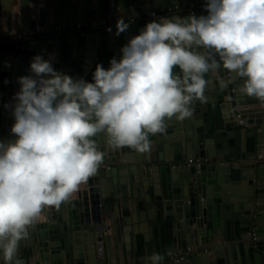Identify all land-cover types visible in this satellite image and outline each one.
Here are the masks:
<instances>
[{
  "label": "water",
  "instance_id": "obj_1",
  "mask_svg": "<svg viewBox=\"0 0 264 264\" xmlns=\"http://www.w3.org/2000/svg\"><path fill=\"white\" fill-rule=\"evenodd\" d=\"M205 3L0 0V36L25 35L17 41L25 42L24 50L32 53L9 60L10 85L7 80L0 85V139L12 138L10 106L19 90L17 77L30 74L35 55L47 59L53 54L57 59L54 68L59 65L73 78L88 80L101 59L100 64L109 67L110 59L118 57L121 47L145 26L142 23L190 13L206 15ZM36 8L40 26L38 34L31 36L29 22L36 20L32 16ZM118 9L131 10L129 15L139 17L129 21L128 29L119 35L117 23L104 36L95 31L86 36L76 31L46 34L57 25L74 27L73 21L82 23L98 11L115 15ZM152 12L156 14L146 16ZM211 54L219 60L215 52ZM7 57V52L0 53V58ZM58 59L61 63L55 62ZM205 78L206 100L192 103L191 117L168 119L163 133L150 135L149 152L133 158L128 152H136L134 149L107 148L103 137L96 138L105 152L103 164L69 201L43 210L45 218L20 242L18 259L22 264H125L140 251L142 238L154 243V232L158 243L165 244L170 238V258L178 251L177 241L181 247L184 259L171 263L169 259L164 264H264V104L241 94L243 79L223 67ZM243 101L249 104L245 106ZM229 104L238 115L233 108L232 114L228 113ZM252 109L255 115L244 116ZM205 158L208 161L200 166L187 165L190 160ZM150 165H154L152 175ZM238 235L247 241L243 250L235 242Z\"/></svg>",
  "mask_w": 264,
  "mask_h": 264
},
{
  "label": "clouds",
  "instance_id": "obj_2",
  "mask_svg": "<svg viewBox=\"0 0 264 264\" xmlns=\"http://www.w3.org/2000/svg\"><path fill=\"white\" fill-rule=\"evenodd\" d=\"M204 7L206 15L149 21L108 68L96 65L91 81L54 68L53 54L31 59L10 106L12 138L0 139L3 264H22L20 242L43 210L60 207L96 175L105 156L97 137L107 148L149 152L150 135L163 133L168 119L191 117L192 103L206 100L205 74L221 67L243 79L241 94L264 104V0ZM128 27L121 16L116 34ZM164 259L154 252L144 264Z\"/></svg>",
  "mask_w": 264,
  "mask_h": 264
},
{
  "label": "crops",
  "instance_id": "obj_3",
  "mask_svg": "<svg viewBox=\"0 0 264 264\" xmlns=\"http://www.w3.org/2000/svg\"><path fill=\"white\" fill-rule=\"evenodd\" d=\"M37 3V2H36ZM43 6V5H42ZM142 6H147V5H145V4H143ZM145 8H147V7H145ZM38 8H36V10H37ZM109 10V9H108ZM108 10H105V11H103L102 13H100L99 14V11L97 12V16H95V17H90V18H88V20H90V19H92V18H108L109 19V23H111L110 24V26H114V25H116V23H117V19L116 18H118V15H120V14H122L123 13V15L122 16H124V18H125V20H130V18L132 17V16H134V15H129V13H128V11H130L131 12V10H128V11H123V10H121V9H118V12L115 14V15H113L110 11H108ZM147 10H148V8H147ZM32 14H34V15H32L33 17H35L36 16V20H32V22L30 21L29 22V24H30V33H31V36H35V35H37L38 33L36 32V30L39 28V26H40V21H39V16H38V10H37V12L35 13V9H34V11L32 10ZM128 15V16H127ZM44 21H45V18L43 19ZM114 20V21H113ZM43 21V22H44ZM74 23L76 22V21H73ZM113 22V23H112ZM116 22V23H115ZM149 22V21H148ZM148 22H144V23H142V25H145L146 23H148ZM23 24V23H22ZM110 26H106V27H104V28H102V30H100L99 32L98 31H95L94 33L96 34V35H98V34H101V36H104V35H106V33L108 32V28L110 27ZM16 29H18V25L15 27ZM69 32H63V33H57L58 35H60V34H68ZM71 33H73V32H71ZM54 35H56V34H54ZM26 38V36L25 35H22V36H18V37H12V36H10L9 34L8 35H6V37H3V38H1L0 39V45H12V44H14L15 45V47L16 48H18V47H21L22 48V52L20 53V54H16V53H8V57L7 58H0V85H2L3 83H4V81H8V83H7V85H8V87H9V85H10V82H11V74H10V72H8L7 70H8V65H9V60H11V57H16L17 55H26V56H31V51L30 50H24V48H25V42H20V41H17V40H19V39H25ZM57 41L58 40H60V42L62 41L61 40V38H57L56 39ZM104 44H106V43H104ZM104 47H105V45H104ZM106 49V48H105ZM106 51H107V49H106ZM111 54V53H110ZM111 56V55H110ZM54 57H55V55H54ZM55 60H57L56 59V57H55ZM100 61H103L102 59L100 60ZM100 61L98 62V63H100ZM55 62H60L59 61V59H58V61H55ZM54 62V63H55ZM61 63V62H60ZM56 64H58V63H56ZM108 64H109V62H108ZM58 67V70H60L59 69V65H57ZM96 67V66H95ZM94 70H95V68L93 69V71L89 74V77H88V81H91V79H92V74H93V72H94ZM4 87H6V84L4 85ZM222 96V95H221ZM220 102H221V100H220ZM236 102H232L231 104L232 105H234ZM241 104V103H240ZM243 104H245V106H247V104H249L248 102L246 103V101H243ZM231 108H233V106L232 107H230V104H229V106H228V113L229 114H232L231 112H229L230 111V109ZM233 112H234V108H233ZM255 113H257L255 110H250V111H247V112H244V116H246V117H249V116H252V115H255ZM234 114L235 115H238V114H236L235 112H234ZM240 115L239 116H241V115H243L242 113H239ZM244 130H246L245 128H244ZM250 139L252 140V144H253V139H252V137H250ZM123 154L124 153H122V162H123V160H124V157H123ZM136 154H138V155H141L142 153H140V152H134L133 150H131L130 152H128V155L131 157L132 155H134V157L133 158H135L136 157ZM143 154H145V153H143ZM101 167V166H100ZM154 168V165H150L149 166V170H150V175H152V169ZM151 178V177H150ZM102 209V208H101ZM42 217H43V219L45 218L44 217V215H42ZM155 233V236H154V238H153V244H150V243H146V241L142 238V240L141 241H143V242H141V244L143 243V247H141L140 248V251H138L137 253H136V255L134 256V257H128L127 259H126V262H125V264H142V261H140V258H141V254H140V252L141 251H143V253H142V255L144 256V258L146 259L147 257H150L154 252L155 253H160V254H162V255H164V257H165V259H164V263L166 262V261H169V259H171L170 258V256H169V251H168V248H169V239L170 238H167L168 240H167V243L165 242V244L164 243H162L161 241H160V243H158V242H156V232H154ZM171 241H173L172 239H171ZM235 242H237V243H239L238 245H240V248L243 250L244 249V247L246 246V245H248L247 244V241L245 240V239H241V236L240 235H238L237 237H236V240H235ZM177 247H178V251H177V253L176 254H178V255H180L181 254V247L179 246V241H177V245H176ZM144 264V263H143Z\"/></svg>",
  "mask_w": 264,
  "mask_h": 264
},
{
  "label": "built area",
  "instance_id": "obj_4",
  "mask_svg": "<svg viewBox=\"0 0 264 264\" xmlns=\"http://www.w3.org/2000/svg\"><path fill=\"white\" fill-rule=\"evenodd\" d=\"M155 14H156L155 12H152V13H148L146 16H149V17L151 16L152 17ZM138 18L139 17H137V16H132L129 21L133 22V21H135ZM74 24H75L74 27L72 25H67V26L57 25V26H55L52 29H47L46 30V34L51 35V34H57V33H63V32L71 33V32H75L76 31V32L79 33L80 36H86L90 31H96V30L102 29V28H104L106 26H110L111 23H109V19L108 18H92V19L86 20V21H84L82 23L77 22V23H74ZM8 34L10 36H12V37L14 36L12 33H7L6 35H8ZM6 35L5 36H0V39L3 38V37H6ZM18 36H22V35H16L14 37H18ZM240 122L243 123V120H240ZM207 161H208V158L190 160L187 165L189 167L200 166L202 163L207 162ZM189 249L191 250V248H189ZM204 252L208 253L209 250L205 249ZM181 259H184V257L180 256L178 254H175L174 256L171 257L170 263L172 261H179Z\"/></svg>",
  "mask_w": 264,
  "mask_h": 264
},
{
  "label": "trees",
  "instance_id": "obj_5",
  "mask_svg": "<svg viewBox=\"0 0 264 264\" xmlns=\"http://www.w3.org/2000/svg\"><path fill=\"white\" fill-rule=\"evenodd\" d=\"M1 52L20 54L22 52V48L21 47L16 48L14 44H12V45H9V44L8 45H0V53ZM102 60H104V59H102ZM140 242H143V241H140ZM142 247H143V243H142ZM142 253H143V251L140 252V254H141L140 261H142V264H143L145 261V258L142 255Z\"/></svg>",
  "mask_w": 264,
  "mask_h": 264
}]
</instances>
